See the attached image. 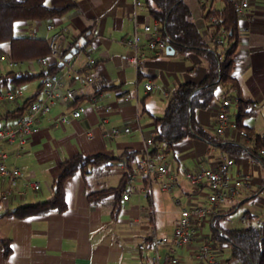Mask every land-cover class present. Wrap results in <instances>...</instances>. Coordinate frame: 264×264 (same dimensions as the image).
Listing matches in <instances>:
<instances>
[{
	"label": "crops",
	"instance_id": "0c3cea01",
	"mask_svg": "<svg viewBox=\"0 0 264 264\" xmlns=\"http://www.w3.org/2000/svg\"><path fill=\"white\" fill-rule=\"evenodd\" d=\"M184 1L191 10L195 25L208 41L206 33L209 28L203 19L202 1ZM248 1L246 13L239 19L241 35L233 72L240 82L238 93L256 103L254 114L249 116L250 119L245 118L243 123L264 135V0ZM203 2L207 8L223 7V0ZM46 3L56 9L65 8V11L47 20L17 21L15 34L37 36L49 41L54 32H61L60 42L64 50L68 49L65 58L72 66L68 68L59 62L61 68L57 74L62 83L60 92L71 88L76 91L79 101L73 105V101H54L48 113L35 121L38 130L27 138L20 151H17L16 144L6 145L7 165L18 166L22 174L11 186V197L0 198V264H139L141 254L138 245L148 244L151 226L156 232L159 231L161 238H170L180 208L205 203L210 190L204 184L192 186L186 182L184 178L188 166L192 171L213 166L221 152L229 154L234 162L229 168L230 180L248 176L249 186L218 204L215 215L219 223L232 210L243 207L241 217L249 212L262 223L264 189L260 187L264 179V166L254 161L247 152L224 151L198 137L178 141L170 153L161 156L177 181L171 191L161 189L159 182L154 181L150 196H145L138 191L141 184L136 181L129 198H121V207L115 218L111 217L108 204H89L85 195L87 187L80 174L71 176L65 182L67 209L63 213L51 211L24 218L5 214L18 205L48 199L52 195V181L59 173V163L66 157L77 153L112 157L129 148L138 152L134 162L136 166L146 148V140L154 133L153 116L163 113L171 92L181 83L199 82L206 73L205 62L194 51L179 52L174 48L173 54H166L165 50L158 55L151 53L146 47L150 35L144 32L143 27L152 19L144 6L137 7L135 28L132 0H47ZM47 24H52L53 28L47 29ZM135 32L139 35V45L144 52L138 67L125 62ZM210 44L214 49L221 48L220 44ZM1 46L6 48L7 43ZM89 58L94 59L93 65H87ZM50 62L53 63L52 60ZM20 67V70L32 72L43 68L35 60L22 63ZM10 68L0 61V74ZM88 76L92 77L91 82L85 81ZM148 82L154 85L151 90L145 89ZM32 83L35 85L32 86ZM38 83L39 80H35L18 87L20 94L14 100L31 96ZM222 90H219V94ZM41 98L43 90L37 100ZM221 100L219 97L195 114L196 121L213 135ZM78 106L84 107V111L79 118H74L71 112ZM1 107L0 104V113L3 111ZM236 111V104L228 108L231 119H235ZM62 115H66V120L57 121ZM14 121L2 119L0 125ZM113 126L128 128L129 131L121 130L117 135H107ZM221 138L241 148L252 143L249 138L234 133ZM166 157L172 158L173 166H169ZM123 171V159L113 160L112 166L88 176L87 183L91 189L116 186ZM31 182L39 184L38 192L29 185ZM8 185L5 178H0V190ZM176 199L180 201L179 205L175 203ZM158 216L162 221L168 217L169 227L159 223L158 229ZM257 220L252 219V223L256 224ZM194 225L197 230L195 244H200L204 237L210 238L211 233H207L205 228L211 229V219L207 217L194 221ZM221 243L229 250L226 241ZM221 243L212 246L216 258L215 249L220 248ZM7 246L10 250L5 253ZM159 251L162 256L166 255L168 246L161 245ZM192 251L190 246L176 250L182 264L196 263ZM229 257L230 251L229 256L221 262L239 264Z\"/></svg>",
	"mask_w": 264,
	"mask_h": 264
},
{
	"label": "trees",
	"instance_id": "16d2710c",
	"mask_svg": "<svg viewBox=\"0 0 264 264\" xmlns=\"http://www.w3.org/2000/svg\"><path fill=\"white\" fill-rule=\"evenodd\" d=\"M47 0H0V54H6L11 60L25 63L31 62L50 53L47 39L37 36L15 34L17 21L47 20L65 11L50 7ZM203 19L208 21L211 17L217 19L213 24L215 35L223 31L220 49L208 43L194 23L192 13L184 0H143L147 14L152 20L159 23V32L166 38L177 51H194L206 64V73L199 82L187 81L174 89L160 116H153L154 133L151 135L152 145L150 153H170L178 141L189 137H198L211 145L219 146L224 151L247 152L250 157L264 166V135L256 133L252 127L243 123L246 117L254 114L251 99L238 93L240 82L233 72V67L238 60L236 50L240 40L239 17L231 0H223L221 9L207 8L201 2ZM209 27V26H208ZM7 43L2 48V43ZM68 49L64 50L66 57ZM61 68L60 63L43 66L38 72L10 68L0 74V90L15 89L25 84L39 80L35 92L24 98L14 108L7 106L6 101L0 102L3 110L0 120L18 119L26 115L31 103L37 101L44 80L52 73H57ZM140 75V71H139ZM222 90L219 94L218 90ZM235 91V94H233ZM236 95L238 97L235 121L239 129L245 130L251 145L241 148L232 142L223 141L217 134L207 131L195 119L198 110L206 109L214 100ZM79 100L72 102L77 104ZM138 152L125 148L119 155L107 157L103 154L83 155L77 153L66 157L59 163V173L52 181V195L43 201L18 205L5 214L16 218L32 215L46 214L51 211L63 213L67 209L65 200V182L75 174H80L85 181L86 199L91 205L108 204L110 215L115 218L121 207L122 191L127 185V180L134 171V162ZM124 171L116 186L91 189L87 183L88 176L99 170L112 166L113 160H122ZM145 179V178H144ZM260 189H264V179ZM249 221L241 227L222 226L217 215H214L211 225L212 241L214 243L227 242L229 245V259L236 260L239 264H264V221L260 223L257 217L246 212ZM256 217V218H254ZM252 219L258 222L252 223ZM259 219V218H258ZM221 232V235L219 234ZM5 247V253L9 252Z\"/></svg>",
	"mask_w": 264,
	"mask_h": 264
},
{
	"label": "built area",
	"instance_id": "2783aa9c",
	"mask_svg": "<svg viewBox=\"0 0 264 264\" xmlns=\"http://www.w3.org/2000/svg\"><path fill=\"white\" fill-rule=\"evenodd\" d=\"M232 5L235 8L239 19L243 17L248 9V0H231ZM134 9V26L136 28V15L135 9L143 6V0H132ZM217 19L211 17L208 21V42L219 44L223 38V31L215 35L213 24ZM47 29H52V24H47ZM159 23L156 20H152L150 23L145 24L144 32L149 34L150 37L146 42V47L154 55H158L165 50V46L169 44L166 38H162L159 32ZM139 35L134 33L133 39L129 44V52L125 56L126 64L134 67H138L144 57V52L139 45ZM61 40V32L56 31L49 39L50 53L46 56L36 59L35 61L42 66H48L53 63H64L68 68L72 64L65 58L64 47ZM0 61H4L9 67L17 68L21 66V62L11 60L6 54H0ZM94 59L89 58L87 65H93ZM86 82H91L92 77L85 78ZM61 78L57 73L50 74L43 82V98L31 103L29 111L26 115L15 119L12 124L0 125V178H5L9 185L0 190V198H7L13 192L12 184L21 176V170L18 166H8L6 159L8 151L6 145L16 144L17 151L22 149L23 144L27 138L37 132L38 128L35 125V121L44 114H47L50 106L54 101L61 99L66 101H74L77 99V93L71 88H66L64 93L60 92ZM154 87L153 83L148 82L145 84L146 90H151ZM20 94L19 89H4L0 90V102L13 101ZM238 103V97L236 95L225 97L221 100L219 108L216 114L215 134L221 137H225L230 133H234L244 138H249L248 133L237 127L235 119H231L228 114V108L232 104ZM256 103H252V107H255ZM84 111V107L78 106L71 112L72 117L79 118ZM66 115H62L57 121L64 122ZM128 132V128L121 129L119 126H113L107 135L114 136L120 132ZM152 145L151 138L146 140V148L144 149L141 157L139 158L134 171L127 180V185L122 191V199L127 200L132 191V185L134 182L141 184L138 191L145 196H150L151 186L154 181H158L161 189L165 191H171L176 185V178L170 173L169 168L165 162L162 161L160 153L151 154L150 147ZM233 159L229 154L220 153L218 162L209 167L196 169L193 171H187L185 173V180L192 186H199L204 184L210 190L207 195L204 204H195L189 208H180L179 216L176 221L172 236L170 238H158L156 230L153 226L149 228L148 232V244L140 243L138 249L141 254L139 264H182V259L176 254L177 249H181L183 246H190L192 251V257L196 261L195 264H223L212 253L211 238L204 237L200 244H195L197 237V230L194 225V221L211 219L215 213L218 204L224 199L233 198L239 190L243 187L249 186L248 176H238L232 180L229 178V168L233 165ZM145 178V179H144ZM33 189H38L39 184L37 182H31L29 184ZM177 205L180 204L178 199L175 200ZM242 221H246V215L241 217ZM221 235V232L219 231ZM161 245L168 246V252L162 256L159 247ZM147 248H149L148 252Z\"/></svg>",
	"mask_w": 264,
	"mask_h": 264
},
{
	"label": "rangeland",
	"instance_id": "374dc122",
	"mask_svg": "<svg viewBox=\"0 0 264 264\" xmlns=\"http://www.w3.org/2000/svg\"><path fill=\"white\" fill-rule=\"evenodd\" d=\"M197 2H199L200 3V1H204V0H196ZM19 69H22L21 67H19ZM33 85H35L34 83H32V86ZM220 90V89H219ZM218 90V93H220V91ZM22 97H18L16 100H14V101H10L9 102V107H14V106H16V104L18 103V102H21L22 101ZM246 118H248V119H250L249 117H246ZM167 158V161H168V163H169V166L171 167V165L173 166L174 165V163H173V160H172V158L171 157H166ZM188 169L189 170H187V171H192V168L190 167V166H188ZM194 169V168H193ZM35 192H38V190H36ZM11 197V196H10ZM242 207V206H241ZM244 207L243 208H239L238 210H232L228 215H226V216H224V217H222L221 218V222H220V224L222 225V226H225V227H227V226H231V227H241V226H244V225H246L248 222H246V221H242L241 219H240V217H241V215H242V213L244 212ZM167 218L168 217H164L163 219H164V221H162V218L161 219H159V216L157 217V219H156V225H157V227H158V229L160 228V224L162 225H165V227L167 228V227H169L168 226V220H167ZM225 218H228V219H230V220H226ZM160 223V224H159ZM169 229V228H168ZM206 229V232L207 233H211V235H212V231H211V229H210V227H206L205 228ZM156 234H157V236H158V238H161V236H160V233H159V231L158 232H156ZM210 238H211V243H212V246L213 245H215L214 244V242L212 241V236H210ZM221 243V242H220ZM217 244H219V243H217ZM224 245L225 244H223V243H221V246H220V248H218L217 247V249H215L216 250V252H215V254L217 255V259H219L220 261L221 260H224L225 258H227L228 256H229V250H228V247H224ZM159 249H160V247H159ZM214 250V251H215Z\"/></svg>",
	"mask_w": 264,
	"mask_h": 264
},
{
	"label": "water",
	"instance_id": "95a60500",
	"mask_svg": "<svg viewBox=\"0 0 264 264\" xmlns=\"http://www.w3.org/2000/svg\"><path fill=\"white\" fill-rule=\"evenodd\" d=\"M165 53L166 54H173L174 53V47L171 44H167L165 46Z\"/></svg>",
	"mask_w": 264,
	"mask_h": 264
}]
</instances>
